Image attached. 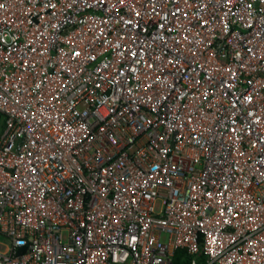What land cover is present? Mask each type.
<instances>
[{
    "label": "built area",
    "instance_id": "1",
    "mask_svg": "<svg viewBox=\"0 0 264 264\" xmlns=\"http://www.w3.org/2000/svg\"><path fill=\"white\" fill-rule=\"evenodd\" d=\"M0 114V264H264V0H0Z\"/></svg>",
    "mask_w": 264,
    "mask_h": 264
},
{
    "label": "crops",
    "instance_id": "2",
    "mask_svg": "<svg viewBox=\"0 0 264 264\" xmlns=\"http://www.w3.org/2000/svg\"><path fill=\"white\" fill-rule=\"evenodd\" d=\"M12 247V243L4 235L0 234V250L8 251Z\"/></svg>",
    "mask_w": 264,
    "mask_h": 264
},
{
    "label": "trees",
    "instance_id": "3",
    "mask_svg": "<svg viewBox=\"0 0 264 264\" xmlns=\"http://www.w3.org/2000/svg\"><path fill=\"white\" fill-rule=\"evenodd\" d=\"M0 116H1V119H0V123H1V120L3 119V116L1 114H0ZM176 264H189V258H188L187 254L184 251H180L178 253V257L176 259Z\"/></svg>",
    "mask_w": 264,
    "mask_h": 264
},
{
    "label": "rangeland",
    "instance_id": "4",
    "mask_svg": "<svg viewBox=\"0 0 264 264\" xmlns=\"http://www.w3.org/2000/svg\"><path fill=\"white\" fill-rule=\"evenodd\" d=\"M0 119H1V116H0ZM2 131V120H1V123H0V133Z\"/></svg>",
    "mask_w": 264,
    "mask_h": 264
},
{
    "label": "water",
    "instance_id": "5",
    "mask_svg": "<svg viewBox=\"0 0 264 264\" xmlns=\"http://www.w3.org/2000/svg\"><path fill=\"white\" fill-rule=\"evenodd\" d=\"M25 253V250H22L19 252L20 255L24 254Z\"/></svg>",
    "mask_w": 264,
    "mask_h": 264
}]
</instances>
